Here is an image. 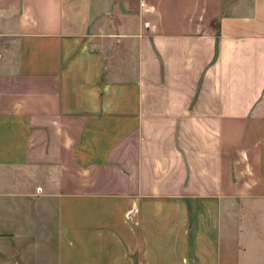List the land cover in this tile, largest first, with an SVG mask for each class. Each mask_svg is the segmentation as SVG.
I'll return each instance as SVG.
<instances>
[{
    "label": "crops",
    "instance_id": "1",
    "mask_svg": "<svg viewBox=\"0 0 264 264\" xmlns=\"http://www.w3.org/2000/svg\"><path fill=\"white\" fill-rule=\"evenodd\" d=\"M256 207L264 0H0V264H244Z\"/></svg>",
    "mask_w": 264,
    "mask_h": 264
},
{
    "label": "rangeland",
    "instance_id": "2",
    "mask_svg": "<svg viewBox=\"0 0 264 264\" xmlns=\"http://www.w3.org/2000/svg\"><path fill=\"white\" fill-rule=\"evenodd\" d=\"M246 209V208H245ZM257 210H259V214L262 216L264 215V207H256ZM260 236L262 237L261 239V243L260 244H257L253 247H250V251L252 253H256L254 256H253V259L251 260V258L248 259V256H243V263L246 264V263H249L250 264H264V222L260 223ZM242 241V240H241ZM238 249H241L242 247L241 246H238L237 247ZM240 256V254L238 255ZM235 259H237V256L235 255L234 257H232L231 259V262L234 263ZM230 260H228L229 262ZM238 262H242L241 260V256H240V261H237V264H239Z\"/></svg>",
    "mask_w": 264,
    "mask_h": 264
}]
</instances>
